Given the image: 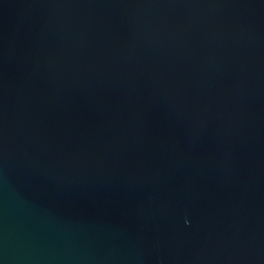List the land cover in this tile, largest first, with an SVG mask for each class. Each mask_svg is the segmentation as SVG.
<instances>
[{
	"label": "water",
	"instance_id": "water-1",
	"mask_svg": "<svg viewBox=\"0 0 264 264\" xmlns=\"http://www.w3.org/2000/svg\"><path fill=\"white\" fill-rule=\"evenodd\" d=\"M0 264H264V0H0Z\"/></svg>",
	"mask_w": 264,
	"mask_h": 264
}]
</instances>
